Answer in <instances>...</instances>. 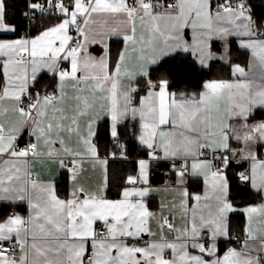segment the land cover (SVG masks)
I'll use <instances>...</instances> for the list:
<instances>
[{
  "label": "snow or ice",
  "instance_id": "6c2138e0",
  "mask_svg": "<svg viewBox=\"0 0 264 264\" xmlns=\"http://www.w3.org/2000/svg\"><path fill=\"white\" fill-rule=\"evenodd\" d=\"M9 7L0 0V33L17 37L0 39V212L7 213L0 216V264H264V227H254L264 224V203L243 208L242 240L229 220L238 210L234 162H250L235 178L264 197V160L253 151L264 143V120L249 122L264 109V24L253 19L248 0H25L20 14L31 30L22 35ZM113 37L124 45L115 53ZM233 37L250 53L248 71L231 63ZM213 40L223 43L219 55ZM96 44L99 56L90 51ZM177 50L191 51L201 67L219 59L238 79L170 92L167 74L153 79L149 66ZM129 114L139 116L146 158L127 176L120 198L109 199L97 125L110 118L103 135L124 156L118 126ZM157 160H171L175 173L166 189L173 201L161 206L169 215L159 218L145 200ZM34 161L68 173L67 198L58 195L55 177L42 180L31 170ZM86 164L100 169L95 187L81 181ZM191 178L202 179L203 195L189 192ZM23 204L27 216L14 210ZM177 209L179 225L172 222ZM145 234L155 238L140 246ZM234 239L239 247L221 254V242Z\"/></svg>",
  "mask_w": 264,
  "mask_h": 264
},
{
  "label": "trees",
  "instance_id": "16d2710c",
  "mask_svg": "<svg viewBox=\"0 0 264 264\" xmlns=\"http://www.w3.org/2000/svg\"><path fill=\"white\" fill-rule=\"evenodd\" d=\"M10 5L8 14L10 18H13V22L18 26V33L24 34L26 31H30V24H26L23 21L21 12L25 11V0H7ZM250 10L252 6L261 5L264 6V0H248ZM252 13V12H251ZM253 16V14H252ZM256 21L264 22V19H258L253 16ZM34 27V26H32ZM14 36V35H13ZM115 42H111V51L114 53L112 46ZM231 44V63H238L242 67L247 64L248 55L246 52L239 50L233 41ZM231 67L229 64H224L218 61H213L207 68L198 67L195 62L190 58L188 54H175L162 59L158 64L150 68L153 79H157L164 74H167V78L170 80L169 91L176 92H199L201 91L203 82L205 80L214 79H229L231 76ZM48 77L45 76V82ZM143 92H140V96ZM264 117V112L257 111L254 113V117L251 119H257ZM100 135L97 137V142L100 145V155L109 156L111 153H115L116 156H121V149L118 143H113L111 137L103 135V133L109 128L108 121L102 120L97 125ZM120 133L119 143L126 145V151L124 154V160H109L108 162V175L109 183L106 189V197L109 199H118L123 187L126 186L124 181L127 176L135 175L137 169V160L146 157V150L137 142V121L135 119H127L121 125L118 126ZM244 164L242 166L233 164L232 172L230 175L232 179L231 196L235 198V204H246L253 202L257 199V195L253 194L249 187L242 185L238 179L235 178V173L243 171ZM193 179H189L188 189L191 192L198 190V186L193 184L198 182ZM66 179L61 178L57 183L58 194L62 197L65 195ZM230 228L233 236L241 237V226L243 222V216L241 214H232L229 217ZM233 242H221L220 250L224 251L227 247L233 246Z\"/></svg>",
  "mask_w": 264,
  "mask_h": 264
},
{
  "label": "crops",
  "instance_id": "0c3cea01",
  "mask_svg": "<svg viewBox=\"0 0 264 264\" xmlns=\"http://www.w3.org/2000/svg\"><path fill=\"white\" fill-rule=\"evenodd\" d=\"M251 15H252V13H251ZM257 23L258 24H264V22H260V21H257ZM138 27H139V24H138ZM184 31H185V40L188 41L189 43H191L192 42V38H193L192 29L191 28H186ZM70 34H72V32H70ZM145 35H147V34H145ZM15 38H17V37L13 36V34H11V33H0V39H15ZM113 41L115 42L113 44V46H112V49L114 50V53L124 47L123 41L121 39L113 37L111 40L108 41L110 49H111V42H113ZM230 41H233L235 46L239 50L244 51V52L247 53V55H248L247 64H246V66L244 68H245L246 71H248V63H249V59H250V53L247 50L242 49V48L239 47L238 43L236 42V38H234V37L230 38ZM212 47H213V51L217 52V54L219 55L222 52V50H223V43L221 41H218V40H213L212 41ZM90 51L92 52L93 55L99 56V55H101L103 53V48H102L101 45L96 44V45H92L91 46ZM178 53H180V54H188L190 56V58L195 62V64L198 67L207 68V67H201L199 65L198 61L195 59V57H194V55L192 54L191 51L184 52L182 50H177L175 52H172V53L164 56L162 59H164L166 57H169V56H172V55H175V54H178ZM213 61H218V62L224 63L223 61H221L219 59H216V60H212V61L208 62V66ZM64 63L67 66L68 62H64ZM152 66H154V65H150L149 69ZM230 72H231V76H230L229 79H226V80H233V81L237 80L238 77L232 75V70L231 69H230ZM46 76L48 77V80L51 78L50 75H46ZM214 80H218V79H214ZM205 81H212V80H205ZM257 83H259L258 79H257ZM201 90H203V89L201 88ZM143 95H145L144 92L140 96H143ZM136 104L138 106V99L136 101ZM257 111L264 112V109L256 108L254 113L257 112ZM105 119L108 121V126L110 127V118H104L102 120H105ZM127 119H133L131 114H129L120 123V125L124 121H126ZM135 120L137 121L136 139H137V142H138V135H139V132H140L139 116H137L135 118ZM259 120H264V117H259V118L254 119V120L251 119V117L249 118V122L250 123L255 122V121H259ZM101 121H99V122H101ZM232 122L233 121H230V123H232ZM231 143H232L233 146H237L235 141H232ZM142 147L146 150V148L144 146H142ZM253 151L256 152L257 159L261 160L262 155H264V143L257 142L255 145H253ZM104 157L108 158V162H109V160H113V159H117V160H124L125 159L123 156H117L115 158H113L111 155H109V156H101V158H104ZM144 158H146V157H144ZM140 159H142V158H140ZM140 159H138L137 162ZM177 163H179V162H177ZM242 163L244 164V169L249 167V164H250L249 161H243ZM171 164H172L171 160H157V161H153L152 162V164L150 166V169H149L148 180H149V185L153 188V191L149 193L148 197H146L145 200H146L147 206L149 207V210L154 212V213H156L157 214V218H159L161 215H164V216L169 215V208L168 207H164L162 209L161 206L162 205H170L172 203V201H173L174 194L171 191L166 190V189H169L170 186H173L174 185V181H175V173H174V171L171 168ZM85 167L88 168V171H87L86 174H84L81 177V181L86 186L95 187V185H96V183L98 181V178L100 176V169L97 168L96 170H93L87 164L85 165ZM31 170L35 174H37L39 176V178L42 179V180H48V179H50L52 177H55L56 181L58 183L61 178H65L66 179L65 195L62 196V197L59 194L58 195L61 198H67L68 193L70 191V184H69V181H68V178H67L68 177V173L60 170L57 164H52L50 162L42 164L39 161H34L31 164ZM156 174L161 175V179H158V182L154 183V182H152V180H153V178H154V176ZM191 179L196 180L198 182V184L194 183L193 185L195 187L198 186L199 188L195 192H191L188 189L189 192L191 194H193V195L194 194L203 195L204 184H203L202 179H200V178H191ZM251 192L253 194L257 195V199L255 201H253V202H249V203H246V204H236L238 206V210L236 212L230 214V215H232V214H241L243 216V222H242V226H241L242 235H243V228H244L245 223H246V216H245V214H243V211H242L243 208L248 206V205H250V204L256 205V204L264 203V197H262L259 193L255 192L254 190H251ZM105 195H106V190H105ZM194 204H195V201L189 200V208H191ZM14 210L18 211L23 216H27V205L26 204H23L21 207L15 208ZM6 215H7V213L0 212V216H6ZM172 215L175 216V220H173L172 222L174 224H176V225H179L181 223L179 210L177 209V210L172 211ZM150 227H151L153 232H157L158 231L157 224H156L155 220L150 222ZM254 227L262 228V227H264V224L256 223V224H254ZM154 238L155 237H150L147 234H145L143 236V239L139 242L140 246H143V242L144 241L151 240V239H154ZM169 238H171V234H169ZM220 253L222 254L223 251L220 250Z\"/></svg>",
  "mask_w": 264,
  "mask_h": 264
},
{
  "label": "water",
  "instance_id": "95a60500",
  "mask_svg": "<svg viewBox=\"0 0 264 264\" xmlns=\"http://www.w3.org/2000/svg\"><path fill=\"white\" fill-rule=\"evenodd\" d=\"M251 12L254 17L258 19H264V6L255 5L251 7ZM158 179H161V175L156 174L152 180V182H158Z\"/></svg>",
  "mask_w": 264,
  "mask_h": 264
},
{
  "label": "built area",
  "instance_id": "2783aa9c",
  "mask_svg": "<svg viewBox=\"0 0 264 264\" xmlns=\"http://www.w3.org/2000/svg\"><path fill=\"white\" fill-rule=\"evenodd\" d=\"M216 2H222V0H214V3H216ZM27 10V9H26ZM25 10V11H26ZM37 15H39V13H37ZM23 18V21L26 23V24H30V21L28 20V19H26V18H24V17H22ZM75 33L74 32H72V34L71 35H74ZM65 64V63H64ZM23 139H24V141H26L27 139H28V137L27 136H24L23 137ZM21 146H23L22 144H21ZM261 160H264V155H262V157H261ZM233 237H236V238H239V239H241L242 240V238H243V236H241V237H238V236H233ZM231 242H233V246H229V247H239V245H237L236 244V242H235V239L234 240H232Z\"/></svg>",
  "mask_w": 264,
  "mask_h": 264
}]
</instances>
